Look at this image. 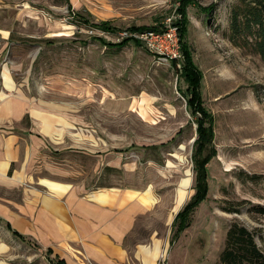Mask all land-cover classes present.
Instances as JSON below:
<instances>
[{"label": "rangeland", "instance_id": "obj_1", "mask_svg": "<svg viewBox=\"0 0 264 264\" xmlns=\"http://www.w3.org/2000/svg\"><path fill=\"white\" fill-rule=\"evenodd\" d=\"M214 1L0 0V83L36 108L43 131L57 142L56 150L33 156L25 176L89 190H152L158 207L129 237L143 243L137 252L143 260L134 264H217L233 222L253 231L264 252V215L255 207H264V61L252 45L231 37V11L241 0L218 1L212 15L201 11ZM178 6L187 14L188 57L203 75L204 126L212 128L203 155L211 148L215 155L206 167L207 197L171 245L172 220L195 193L199 135L187 106L186 59L166 60L139 41L120 49L109 43L129 37L133 26L163 27L179 16ZM105 21L114 29L89 25ZM0 195L20 197L4 186ZM0 243L7 248L2 261L54 258L1 221Z\"/></svg>", "mask_w": 264, "mask_h": 264}, {"label": "crops", "instance_id": "obj_2", "mask_svg": "<svg viewBox=\"0 0 264 264\" xmlns=\"http://www.w3.org/2000/svg\"><path fill=\"white\" fill-rule=\"evenodd\" d=\"M14 90L5 80L0 83V186L18 191L20 197L0 195V221L47 251L51 249L50 256H59L67 264H134L143 260L137 255L143 243L129 237L140 218L158 207L152 204V190H89L51 177L25 176L24 172H31L34 155L56 148L52 145L55 141L43 131L42 119L33 114L36 108ZM25 119L32 125H24ZM43 178L69 187H48L41 182ZM27 180L31 184L24 187ZM4 245L0 243V255L7 249ZM0 264L14 263L0 260Z\"/></svg>", "mask_w": 264, "mask_h": 264}, {"label": "trees", "instance_id": "obj_3", "mask_svg": "<svg viewBox=\"0 0 264 264\" xmlns=\"http://www.w3.org/2000/svg\"><path fill=\"white\" fill-rule=\"evenodd\" d=\"M221 0L214 1L207 6H201V11L207 15H212L218 8ZM178 17L174 19V24L178 27L181 52L185 57L184 77L188 81L187 106L191 111V115L196 117L198 123V150H196L193 161L195 171V193L191 199L179 210L172 226L174 230L171 239V245L181 236V234L191 225L192 214L199 205V203L207 197L208 182H207V165L212 160L215 152L213 148L208 150L207 155H203L205 143L211 137V127L204 126L207 110L202 107V80L203 75L201 70L194 64L192 58H189V47L184 42L186 34L187 14L178 6ZM93 27L101 28L103 31H111L113 26L109 21L102 22L101 24H89ZM162 27H135L133 26L129 31L141 32L144 30L154 29L161 30ZM114 29V28H112ZM231 32L233 39H241L247 45H252L257 53L260 54L264 61V0H241V6H237L231 11ZM129 41L137 44L141 42L139 39L130 36L124 37L120 42L109 43L116 48H121ZM139 41V42H138ZM142 43V42H141ZM176 62V60H172ZM198 114L203 116L197 117ZM256 211L264 215L263 206H255ZM10 230L11 227L8 225ZM13 234L25 238L16 230H12ZM51 252V249L47 251ZM51 264H67L64 259L56 256L50 259ZM217 264H264V252L258 245L255 234L246 226L233 222L226 234L225 246L220 253L219 261Z\"/></svg>", "mask_w": 264, "mask_h": 264}, {"label": "built area", "instance_id": "obj_4", "mask_svg": "<svg viewBox=\"0 0 264 264\" xmlns=\"http://www.w3.org/2000/svg\"><path fill=\"white\" fill-rule=\"evenodd\" d=\"M176 16L169 18L161 30L149 29L130 32L127 35L139 39L151 52L166 60L182 58L178 27L173 23Z\"/></svg>", "mask_w": 264, "mask_h": 264}]
</instances>
